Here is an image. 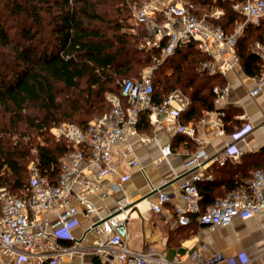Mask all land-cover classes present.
<instances>
[{"label":"built area","instance_id":"obj_1","mask_svg":"<svg viewBox=\"0 0 264 264\" xmlns=\"http://www.w3.org/2000/svg\"><path fill=\"white\" fill-rule=\"evenodd\" d=\"M231 9L243 17L245 25H258L264 19V0H235ZM222 15L221 8L210 17L202 15L194 3L185 0H144L133 9L131 29L136 34L138 28L144 27L139 47L152 52L151 67L136 78H124L120 93L109 96L110 109L91 119L85 128L73 122L51 127L55 138H62L69 145V150L59 158L58 172L53 179L41 172L37 161H32L28 185L21 195L12 194L6 186L0 185L1 255L27 264H54L73 253L97 254L109 264H234L220 251L205 254L209 245L200 234L195 246L179 249L172 258L152 245L142 251L131 249L127 243L126 224L139 202L144 201L151 210L160 213L170 197L151 185L152 192H159L158 200L144 196L137 201L124 194L121 182L104 186V180L113 181L118 175L121 162L128 167L138 165L142 168L134 155L131 140L135 138L143 144L155 140L154 135L140 131L143 116H147L154 127L194 137L195 127L180 121L182 112L190 103L188 96L180 89H174L156 102L153 70L178 48L190 43L210 57L200 63V68L209 74L225 75L230 70L239 69L236 45L244 25H238L233 33H228L216 23ZM253 50L264 57V42L256 41ZM263 81L264 76L260 77V82ZM259 89L258 84L250 95H255ZM228 90L227 84L213 86L214 105H220ZM224 117V110L215 108L207 111L200 122L214 135L222 136L225 134ZM250 129L249 125L241 126L230 134L231 140L223 148V157L237 159L240 151L236 142ZM195 139L199 143L198 150L184 162L185 171L193 172V175L179 185L183 205L173 206L177 224L189 226L195 220L199 226L223 227L235 217L246 220L264 211V169L261 168L254 170L245 185L201 209L197 183L212 179V175L204 172L207 162L204 142ZM171 154L169 143L161 145L156 162L168 163ZM211 161L223 163L216 156ZM126 178L128 175L121 179ZM95 196H114L113 210L101 215L93 201ZM80 216L88 220V227L77 237L73 229L79 225ZM87 233L105 237L82 245ZM63 240L70 241L71 245L62 244L60 241Z\"/></svg>","mask_w":264,"mask_h":264},{"label":"trees","instance_id":"obj_2","mask_svg":"<svg viewBox=\"0 0 264 264\" xmlns=\"http://www.w3.org/2000/svg\"><path fill=\"white\" fill-rule=\"evenodd\" d=\"M139 1L6 0L10 15L22 16L21 44L13 47L8 62L0 61V185L12 194L21 195L28 185L24 164L32 148L35 147L34 160L41 172L51 179L58 172L59 158L69 150L64 139L52 134L56 141L51 145L47 138L44 144H33V133L27 127L42 135L54 125L75 119L73 123L85 128L89 121H82L83 113L88 116L95 109L102 110L98 104L106 94L120 93V86H111L120 79L138 77L137 69L152 63V52L139 47L144 27L138 28L136 34L127 31ZM197 1L202 5L210 3ZM234 1L215 2V7L232 13L227 15L228 24L236 20L231 9ZM222 27L227 31L226 26ZM256 32L257 28L247 24L236 45L248 75L260 70V58L251 49ZM9 41L8 31L0 22V43L6 46ZM209 58L193 43L178 48L170 59L155 68L154 100L159 102L167 92L179 87L190 101L187 114L181 117L185 121L198 117L202 110L213 109L212 88L223 85L224 80L221 75L200 68V63ZM168 66L174 69L171 76L166 75ZM30 106L36 110L34 114L25 113ZM110 107L108 101L106 111ZM5 114L9 115L7 122L3 120ZM20 124H25V128L21 129ZM147 128L146 121L140 129ZM14 135H18L16 140H12ZM181 140L183 137L176 139ZM2 168L5 172L1 174ZM243 179L233 181L229 192L245 185ZM191 225L180 227L186 230ZM95 263L102 264L96 260Z\"/></svg>","mask_w":264,"mask_h":264},{"label":"crops","instance_id":"obj_3","mask_svg":"<svg viewBox=\"0 0 264 264\" xmlns=\"http://www.w3.org/2000/svg\"><path fill=\"white\" fill-rule=\"evenodd\" d=\"M129 23L132 24L131 19ZM253 26L257 28V39L253 44L256 41L264 42V22ZM131 28H128L127 31L135 34ZM253 44L251 49L256 53L253 50ZM258 56L260 58L258 74H246L241 60L239 69L230 70L225 75L219 74L224 80L223 85L229 86L228 93L220 105L216 106L213 103V109L222 108L225 112L224 135H214L207 125L200 122L205 113L213 109L202 110L198 117L187 121L181 117L187 114L189 107L182 112L180 121L195 127L194 137L182 133H170L160 126L154 127L146 116L142 117L139 129L146 124V121L148 128L140 129V131L146 135L155 136V140L147 144H143L135 138L131 140L134 155L142 168L138 165L128 167L121 162L118 175L114 177L113 181L104 180V186H110L112 182H121L124 194L130 199L138 201L142 197L148 196L153 201H157L159 192H152L150 190L152 185L162 193L169 195L170 199L165 203L164 209L160 213L151 210L144 201L139 202L138 207L133 211L134 214L132 213L126 224L128 246L132 231H135L134 235L139 239L135 247L129 246L131 249L142 251L152 245L172 258L179 249L195 246L200 240L198 237L200 234L202 235L201 239L209 245L208 249L204 251L205 254L220 251L227 258L232 259L234 264H264V211L246 220L235 217L229 225L223 227L208 228L192 223L186 230L177 224L173 214L175 204L183 205L179 193L181 181L193 175V172L185 171L184 162L198 150L199 143L195 138L204 142L203 149L207 155L204 172L212 175V179L198 182L202 209H205L216 199L227 195L233 181L236 182V179L244 178L242 182L247 183L256 168L264 167V81L260 82V77L264 76V57ZM258 84L260 85L258 93L250 95L251 90ZM247 125L251 126V129L243 139L236 142L240 151L237 159L223 157L222 151L225 144L231 140V131ZM179 137H183V140L177 142L176 139ZM165 143L171 145L172 154L168 163H157L159 147ZM214 156L220 157L223 163L211 161ZM126 175L128 178L122 181L121 178ZM230 179L232 182L229 181ZM114 198V196L104 198L95 196L93 198L101 215H107L113 210ZM79 221V225L73 229L77 237L81 236L88 227L86 218L80 216ZM178 232L184 234H179L176 237ZM104 237L96 233H87L82 245L95 243L97 240H103ZM173 238L177 240L178 244L174 245ZM60 242L66 246L71 245V242L67 240ZM95 260L102 264H109L103 261L100 255H79L78 253L67 255L63 261L54 264H96ZM0 264L27 263H18L13 257L0 254Z\"/></svg>","mask_w":264,"mask_h":264},{"label":"rangeland","instance_id":"obj_4","mask_svg":"<svg viewBox=\"0 0 264 264\" xmlns=\"http://www.w3.org/2000/svg\"><path fill=\"white\" fill-rule=\"evenodd\" d=\"M144 0H140L139 3L141 4ZM187 2H190V3H194L196 9L198 10V12L202 13V15H206L207 17H210L211 13H213L216 9H218L219 7H215V2L214 1H207V2H210V3H207L208 5H202L200 4L198 1V3L195 2V0H185ZM6 0H0V22L4 24L5 28L7 29L8 31V35L10 37V41L9 43L6 45V46H2L1 43H0V61L2 60H7L6 62H8V60L11 59V51L13 49V47L21 44V36H20V33H19V30H20V19H21V15H10V13L8 12V9L6 8ZM222 9V8H221ZM223 10V15L218 19L216 20V23H219V25L221 26H226V29H227V32L228 33H233L235 28L238 26V25H244V27L247 25L244 24V19L241 15H239L238 13H233V16H235V21L232 23V24H228V18H227V15H232L231 12L227 11V9H222ZM241 16V17H240ZM132 22V21H131ZM214 22V21H213ZM244 29V28H243ZM226 31V30H225ZM242 33V32H241ZM173 56V55H172ZM171 56V57H172ZM171 57H169L168 59H170ZM167 60V59H166ZM152 63H148L144 66H140L138 69H137V76H140L142 72H144L146 69H148V67H151ZM155 69L153 70V75H152V79L155 78ZM174 73V69L172 66H168V68L166 69V75L167 76H171V74ZM121 81L122 79L118 80L116 82L115 85L111 86L115 89H117V86H120L121 84ZM157 88V86H156ZM175 89H180L179 87L178 88H175ZM182 90V89H180ZM183 91V90H182ZM109 95L110 94H106L104 96V100L98 104V105H101L103 108L102 110H99V109H95L92 111V113L88 116H86L84 113L82 114V121L83 120H86V121H90L91 119L101 115L100 113H105L104 111H106L108 109V101H109ZM189 98V97H188ZM36 112V110H34L33 107H29L25 113H28V114H34ZM107 112V111H106ZM102 113V114H103ZM1 116V115H0ZM9 119V115L5 114L4 115V121L7 122ZM73 122H75L76 120L73 119L71 120ZM79 121V120H78ZM77 121V122H78ZM81 121V120H80ZM20 127L21 129L25 128V124H20ZM53 127V126H52ZM26 129H29L33 134H32V141H33V144H37V143H40V144H44L46 143V141L44 140L45 138L48 139L47 141V144L51 145L52 143H54L56 140L55 138H53V134L51 133V131H48L47 133H43L42 135H38L37 132H34L32 131L30 128H26ZM51 129V128H50ZM25 130H21V133L24 132ZM53 136H52V135ZM18 136V135H17ZM17 136L14 135L12 136V140H16L17 139ZM55 137V136H54ZM27 137L25 139H23V141H27ZM34 154H35V147L32 148L29 152V159L27 162H25V168H26V171H25V175L26 177L28 178L29 176V166L31 165L32 161H35L34 160ZM5 168H2L1 170V174L4 171ZM7 173V172H6ZM7 175V174H6ZM7 179L10 178V176H6ZM11 180V179H10ZM26 180V179H25ZM249 181V180H248ZM136 223V222H135ZM134 232L135 231H132V233L130 234V239H129V246L130 247H135L136 244L139 242V239L134 235ZM183 235L184 233L181 234V232H178L176 234V237L177 235ZM174 239V238H173ZM175 240V239H174ZM178 244L177 243V240L174 241V245Z\"/></svg>","mask_w":264,"mask_h":264},{"label":"bare ground","instance_id":"obj_5","mask_svg":"<svg viewBox=\"0 0 264 264\" xmlns=\"http://www.w3.org/2000/svg\"><path fill=\"white\" fill-rule=\"evenodd\" d=\"M134 214V213H133Z\"/></svg>","mask_w":264,"mask_h":264}]
</instances>
